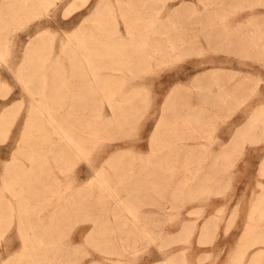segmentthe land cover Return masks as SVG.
I'll use <instances>...</instances> for the list:
<instances>
[{"label": "bare ground", "instance_id": "obj_1", "mask_svg": "<svg viewBox=\"0 0 264 264\" xmlns=\"http://www.w3.org/2000/svg\"><path fill=\"white\" fill-rule=\"evenodd\" d=\"M79 1L82 2L78 4ZM87 1L0 0V140H6L8 135L1 138L2 134L14 125L11 143L0 145V219L16 213L20 222H36V232L28 236L39 240L58 234L63 216H68V210L83 208L81 199L94 190L98 191L99 201L113 197L125 207L119 193L133 191L137 195L141 186L153 188L154 181L161 180L168 171L162 168L163 157H181L185 163L196 160V166L190 170V184L185 183L181 189L204 187L218 171L217 163L226 157L233 137L218 134L215 140L203 141L202 131L212 128L214 118L234 92L246 93L253 86L257 94L254 102L261 106L252 110L251 119L254 122L259 117L260 123L264 121V103L260 101L264 90L249 72L243 71L242 62H233L227 56L204 62L226 59L232 61L229 68L224 64L208 68L204 64L202 72L186 81H175L168 88L161 85L152 92L151 84L142 82L124 89V79L135 76L149 80L146 74L152 70L151 63L171 52L177 53L179 48L192 47L198 43L195 37H205L207 42L225 46L229 52H244L263 59L264 46L259 48L249 39L251 36L245 32L247 25L231 27L233 32L222 31L225 25H212L208 28L220 32L194 33L190 36L195 39H184L188 35L180 26L168 25V14L178 13L183 5L191 3L189 0H89L90 5ZM86 2L89 6L83 15L69 21L57 17L58 10L66 16ZM41 15L45 17L28 26L25 34L12 31L17 22ZM74 20L77 23L73 24ZM138 64L145 66L128 76ZM11 79L18 83L17 89L10 90ZM99 84L109 86L113 90L107 91L118 95L106 99L107 110L102 104L94 105V85ZM73 91L84 98L78 107L69 108L84 109L85 113H68V92ZM139 95L144 97L140 100ZM144 99L148 102L146 107L149 103L156 104L155 110L160 115L147 135L149 147L132 148L134 157L120 149L116 141L138 129L140 101ZM124 128L129 130L121 134ZM137 139L143 141L144 136L139 134ZM165 147L170 150H164ZM93 151L99 159L105 158L103 164L124 154L123 164L114 167L111 174L105 173L103 165L94 169L87 180L75 185L79 188L76 196L81 197L80 202L70 204L68 155H83L90 162L88 155ZM126 165L139 169L129 170ZM126 210L131 216L124 215L121 221L132 224L124 227L130 232L129 229L137 228L140 219L129 208ZM147 236L154 238L150 233ZM9 249L5 245L2 251L10 255ZM49 252L60 250L38 247L33 262L42 263ZM253 254L257 257L261 252ZM10 258V262L25 263L23 258L12 255ZM163 261L176 264L174 256H165ZM85 264L104 263L90 260Z\"/></svg>", "mask_w": 264, "mask_h": 264}, {"label": "rangeland", "instance_id": "obj_2", "mask_svg": "<svg viewBox=\"0 0 264 264\" xmlns=\"http://www.w3.org/2000/svg\"><path fill=\"white\" fill-rule=\"evenodd\" d=\"M189 1L191 3L183 5L178 13L168 14L170 17L168 25L180 26L182 32L188 35L184 39L196 38L198 43L192 47L179 48L177 53L171 52L163 56L160 61L151 63L152 70L146 72V76L150 78L147 81L133 76L134 74L130 75L141 71L145 66L138 64V68H132L128 73V76L133 77L124 79L126 82L124 89L147 82L151 84L153 92L158 86L164 85L168 88L175 81H186L194 74H199L205 68L204 64H207L208 68L219 66L216 64H224V67L227 65L226 67L229 68L232 61H240L243 71L249 72L253 81H258L259 88L264 90V58L258 59L253 54L247 55L244 52H229L224 49L225 46L207 42L205 37L190 36L194 33L220 32L208 28L212 25H225L226 28L222 31L233 32L231 27L242 24L247 25L245 32L251 36L249 39L261 48L264 46V20H262L264 0ZM81 2L79 1L78 4ZM87 2L89 4V0ZM87 2L85 6H78L70 10L71 12L68 11L66 16L58 10L57 17L62 20L68 18L69 21L80 14L83 15ZM43 17L45 16L24 19L11 29L16 34L23 35ZM75 23L77 20L73 21V24ZM26 39L24 35L23 40ZM218 56H227L232 61L219 58L213 62H204ZM195 64H198L197 68ZM10 82L12 85L10 90L18 88L19 85L14 79ZM94 86L96 88L93 94L96 98L94 105L102 104L107 110L106 99L117 94L109 93L108 89L113 90L109 86L102 84ZM103 89L107 92L103 93ZM143 97V95L138 96L140 100ZM83 98L81 93L68 92V113H85L84 109L69 108L72 105L78 107ZM255 98L257 94L253 86L246 93L234 92L217 114L218 117L214 118V124L210 126L212 128L202 131L205 132L204 136H201L203 141L215 140L218 134L229 135L233 139L226 157L221 163H217L216 174L214 173L210 180L205 182V186L198 190L189 187L181 189L182 185L189 183L190 170L196 166L197 161L191 159L185 163L181 157L171 155L161 159L162 168L168 171H165L166 175L163 174L161 180L154 181L153 188L147 189L141 186L137 195L133 191L119 193L125 207L121 203L118 204L113 197L99 201L97 190L81 199L76 196L79 188L75 185L78 186L80 182L87 180L93 170L101 169L102 165L105 173L111 174L114 167L122 166L121 158L124 154L121 158L109 160L104 164L105 158L99 159L96 151L88 155L90 162L83 155L69 154L68 203L80 202L81 199L85 206L77 210H68L66 216L68 218L64 215L65 220L58 224L60 228L62 227L58 230V234L44 240L28 236L32 231L36 232V222L30 220L20 222L16 213L1 218L0 250L3 254H0V259L4 256L6 258L0 260V264L8 262V264H16L15 261L10 262L11 255L17 259L23 258L24 264H36L33 259L38 256L36 253L38 247L60 250L57 253H47L40 264H85L90 260L104 264H164L165 256H174L176 264H264V121L260 123L259 117H256L254 122L251 119L252 110L257 105L261 106L259 102L255 104ZM260 101L263 104L264 97ZM140 102L142 106L138 129L129 132L128 128L122 129L121 134L128 132L125 135L127 138L116 141L120 149L131 153L134 157L132 148L135 149L138 145L149 147L147 135L154 120L160 115V111L155 110L156 104L154 106L153 103H149L146 107L148 103L146 99ZM13 126L6 134H2L1 138L6 135L9 138L0 140V145L11 143ZM139 134L144 136L143 141L137 139ZM157 149L155 150L158 151ZM170 149L165 147L164 150ZM171 151L174 153L172 149ZM126 166L133 171L139 169L135 165ZM133 201L138 205H133ZM126 208L132 210L140 219L138 223L136 222L137 228L129 229L130 232H126L124 227L132 224L121 221L124 215L131 216ZM19 224L22 225L21 234ZM148 233L154 235V238L148 237ZM5 245L10 248V255L2 251ZM255 251H260L261 254L256 257L253 254ZM116 259L119 261H115Z\"/></svg>", "mask_w": 264, "mask_h": 264}]
</instances>
